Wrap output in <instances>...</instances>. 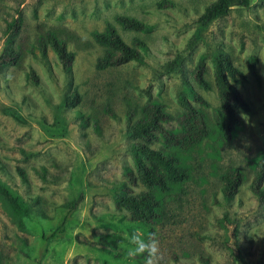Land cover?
Returning <instances> with one entry per match:
<instances>
[{
    "label": "rangeland",
    "instance_id": "rangeland-1",
    "mask_svg": "<svg viewBox=\"0 0 264 264\" xmlns=\"http://www.w3.org/2000/svg\"><path fill=\"white\" fill-rule=\"evenodd\" d=\"M161 1L0 0V52L10 47L21 54L18 65L0 70V182L31 207L19 227L0 199V264H145L144 256H127L123 245L138 228L113 202L120 183L130 195L146 191L138 181L128 184L123 173L126 167L135 173L125 129L147 104L179 113L184 80L208 104L204 110L213 131L200 145L177 153L189 178L156 195L160 218L143 232L158 239L159 264H264V206L248 188L256 165L264 163V0L231 8L192 47L196 19L212 0H166L174 6L158 8ZM119 17L146 23L150 30H124ZM107 25L126 45H145L142 64L96 69L105 51L93 35ZM48 32L73 54L70 82L53 52L37 49L38 38ZM216 49L243 73L234 87L248 105L247 112L237 110L241 126L227 137L215 122ZM176 54L184 58L182 73L164 74L162 66ZM200 57L207 91L190 75ZM250 58L256 77L247 71ZM73 89L79 102L66 108L63 98ZM231 169H239L243 181L225 201L220 176ZM79 195L81 201L68 209ZM55 231L56 238H49ZM111 234L119 241H99Z\"/></svg>",
    "mask_w": 264,
    "mask_h": 264
},
{
    "label": "trees",
    "instance_id": "trees-1",
    "mask_svg": "<svg viewBox=\"0 0 264 264\" xmlns=\"http://www.w3.org/2000/svg\"><path fill=\"white\" fill-rule=\"evenodd\" d=\"M249 0H212L196 19V29L188 41L192 47L200 40L201 33L214 21L224 17L233 8H247ZM174 5L166 0L157 4L158 8L173 7ZM122 29L139 33H147L150 26L134 19L119 17L116 19ZM94 42L105 51L104 56L96 61L95 67L98 70L116 68L129 62L136 64L143 63V56L146 52L145 45L135 41V48L126 45L113 27L107 25L102 33L93 35ZM37 49L44 54L49 48L55 55L63 74L68 81L71 80V65L73 54L69 52L63 41L59 40L54 33L48 32L38 38ZM21 61L19 51L10 47H4L0 52V70L8 66H16ZM184 58L176 54L162 66L166 75H177L182 73ZM212 77L215 93L219 102V115L215 122L223 136L235 133L241 126L237 110L248 111L247 103L242 99L234 84L244 79L243 73L233 66L227 53L221 49L213 52ZM247 71L256 77L254 59L250 58L247 63ZM203 58L197 61L190 75L196 85L204 91L210 89L204 77ZM31 84H36V77L32 71L29 72ZM182 92L177 95V104L180 112L171 115L164 111V107L158 103H151L139 109L140 118L125 129V136L130 142L126 149L131 157L134 174L128 167L123 173L131 186L137 181L146 189L135 195L127 194L128 188L120 183V193L113 194V202L117 207L123 208L129 213L128 223L138 229L144 230L149 224L160 218L161 203L157 194H168L174 187L185 183L188 172L182 165L178 152H186L200 145L209 138L213 131V123L205 112L208 104L191 89L187 81L182 82ZM191 101L203 108H196ZM79 102V95L73 89L71 94L63 98L62 105L66 108L74 107ZM21 177L23 174L18 171ZM243 181V174L239 169H231L220 176V192L225 201H229L237 193ZM249 190L259 204L264 206V163L259 162L253 172ZM0 199L4 202L15 223L21 227L22 220L27 218L31 207L13 194L5 185L0 182ZM82 196L68 205L73 209L80 202ZM57 232V233H56ZM59 231L51 233V239L56 238ZM101 243L109 240L118 242V238L111 234L99 236Z\"/></svg>",
    "mask_w": 264,
    "mask_h": 264
},
{
    "label": "clouds",
    "instance_id": "clouds-1",
    "mask_svg": "<svg viewBox=\"0 0 264 264\" xmlns=\"http://www.w3.org/2000/svg\"><path fill=\"white\" fill-rule=\"evenodd\" d=\"M127 239L128 244L123 246L127 249L126 254L129 258L144 256L145 264H159L160 246L155 234H145L143 230L137 229Z\"/></svg>",
    "mask_w": 264,
    "mask_h": 264
}]
</instances>
